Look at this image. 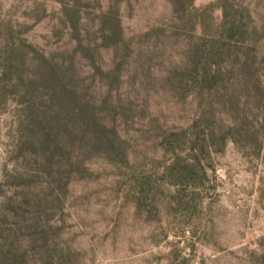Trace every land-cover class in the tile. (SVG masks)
<instances>
[{
	"label": "rangeland",
	"instance_id": "1",
	"mask_svg": "<svg viewBox=\"0 0 264 264\" xmlns=\"http://www.w3.org/2000/svg\"><path fill=\"white\" fill-rule=\"evenodd\" d=\"M111 1L81 3L80 28L90 47L81 57L59 0H0V51L23 49L26 42L54 61L75 65L86 95L111 111L128 159L118 164L103 155L86 158V170L70 179L57 208L50 203L41 213L44 223L55 216L48 225L56 228L43 226L50 246L40 249L25 238L23 251L42 257L41 264L50 254L56 264H252L255 253L264 251V107L253 109L261 145L228 141L211 152L201 186L178 193L166 170L173 154L162 147L180 128L193 133L206 100L196 92L185 97L171 77L185 63L199 14L206 10L219 17L217 1L120 0L123 42L102 47L98 16ZM234 2L246 7L264 51V0ZM178 10L190 14L189 24ZM24 52L30 61L32 53ZM4 55L1 51L0 229L22 220L21 210L20 217L8 211L5 198L21 194L14 172L34 166L15 150L22 96L16 76L6 81L1 74ZM116 69L118 76L110 73ZM241 88L237 84L236 93L244 95ZM247 101L253 108V98Z\"/></svg>",
	"mask_w": 264,
	"mask_h": 264
},
{
	"label": "trees",
	"instance_id": "2",
	"mask_svg": "<svg viewBox=\"0 0 264 264\" xmlns=\"http://www.w3.org/2000/svg\"><path fill=\"white\" fill-rule=\"evenodd\" d=\"M83 1L59 0L81 57L87 56L85 51L90 48L80 28ZM119 1L112 0L98 16L99 46H119L123 42ZM216 1L219 17L213 18L206 10L199 14V31L189 45L185 63L172 71L176 91H182L185 97L196 92L206 98L193 133L180 128L166 136L162 144L173 154L166 170L178 193L187 186L203 184L207 168L204 159L211 152L221 151L228 141L262 143L256 128L257 114L253 111L264 107V51L259 49L260 34L244 5L234 0ZM179 11L178 18L189 24L190 14ZM22 47L1 49L5 54L1 74L6 81L16 76L20 87L22 108L15 150L34 166H24L12 176L14 186L22 191L19 196H7L5 204L16 216L20 217L17 210H21L26 225L20 220L0 229V264H41L42 257H29L23 251V240L26 238L40 249L50 246L48 231L43 226L53 223L55 216L44 223L41 213L50 203L57 204V208L70 179L86 170V158L103 155L118 164L128 161L125 140L119 136L114 120L109 119L111 111L86 95L75 65L54 61L29 43H22ZM23 52L32 53L30 61L23 58ZM95 67L102 72L98 65ZM116 72L118 76L119 69L110 71ZM237 84L242 86L244 95L236 93ZM249 97L254 100L253 108L247 101ZM226 112L231 114L229 119L222 117ZM31 219L33 223L27 225L26 221ZM255 254L252 264H264V251ZM48 258L46 264H56L52 262L57 260L55 254Z\"/></svg>",
	"mask_w": 264,
	"mask_h": 264
}]
</instances>
